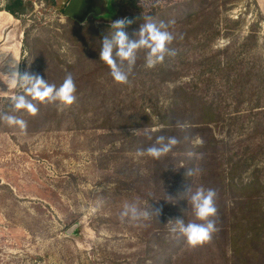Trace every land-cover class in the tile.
<instances>
[{"label":"rangeland","instance_id":"374dc122","mask_svg":"<svg viewBox=\"0 0 264 264\" xmlns=\"http://www.w3.org/2000/svg\"><path fill=\"white\" fill-rule=\"evenodd\" d=\"M69 1L24 0L10 20L0 0V71L14 58L57 86L71 73L77 88L68 108L18 113L26 133L0 122V264H264V0H138L129 37L143 16L175 21L179 55L146 69L141 53L126 85L99 56L115 21L106 1L83 22L65 17ZM18 91L0 80V111ZM160 135L180 143L136 156ZM190 186L218 193L219 230L196 248L172 231L195 219ZM133 202L162 215L121 221Z\"/></svg>","mask_w":264,"mask_h":264},{"label":"clouds","instance_id":"9594fccd","mask_svg":"<svg viewBox=\"0 0 264 264\" xmlns=\"http://www.w3.org/2000/svg\"><path fill=\"white\" fill-rule=\"evenodd\" d=\"M143 23L139 30L134 33L135 38H130L125 29L134 23V19L120 18L110 24L111 31L101 41L100 60L109 68L110 76L117 84L126 85L129 83L137 62L143 53V64L146 69H153L165 63L166 59H174L179 55V50L173 47L174 41L178 38L170 26L175 21H160L157 23L151 15L143 16ZM183 39V36H179ZM7 56H0V69L5 67ZM20 62L12 59L7 63L8 73L0 71V80H3L8 87L19 91L11 97V110L0 111V122L9 127H16L21 132L27 131V121L18 113H27L36 116L39 112V105H56L59 109L72 106L77 100V88L71 73L67 74L63 82L57 86L50 84L38 73L21 71ZM132 135L139 132L132 129ZM148 139H152L151 136ZM180 143L175 136L160 135L155 138L147 148H137L136 156L147 155L154 160L166 157ZM200 169H188L186 175L194 177L200 173ZM101 192L103 187H97ZM186 198L191 206L195 219L187 224L182 219L175 221L173 232L185 239L190 248H196L210 243L213 236L218 232L217 227V196L213 188L203 186L186 190ZM162 207L141 208L138 203H126L120 212L121 221L125 218L131 221L148 220L152 217L162 215Z\"/></svg>","mask_w":264,"mask_h":264},{"label":"trees","instance_id":"16d2710c","mask_svg":"<svg viewBox=\"0 0 264 264\" xmlns=\"http://www.w3.org/2000/svg\"><path fill=\"white\" fill-rule=\"evenodd\" d=\"M58 0H52V2H56ZM106 3H107V7L110 8V13L107 14V18H113V20H117V19H120V18H124V13L128 10H133V9H136V8H139L140 7V3L138 0H121V5L118 6V7H113L112 6V1L113 0H105ZM24 0H12V3L7 5L5 7V11H7L9 14H11V16H14V17H18L19 15L23 14L22 11L24 10L25 6H24ZM109 4V5H108ZM110 4H111V7H110ZM103 12V10H102ZM106 13H102V15ZM257 238H258V245L261 244V239L259 237V234L256 235Z\"/></svg>","mask_w":264,"mask_h":264},{"label":"water","instance_id":"95a60500","mask_svg":"<svg viewBox=\"0 0 264 264\" xmlns=\"http://www.w3.org/2000/svg\"><path fill=\"white\" fill-rule=\"evenodd\" d=\"M91 2L92 0H70L64 12L65 17L83 22L91 14L100 16L102 8L92 5Z\"/></svg>","mask_w":264,"mask_h":264},{"label":"crops","instance_id":"0c3cea01","mask_svg":"<svg viewBox=\"0 0 264 264\" xmlns=\"http://www.w3.org/2000/svg\"><path fill=\"white\" fill-rule=\"evenodd\" d=\"M4 14H7V13H3V12H0V16L4 15ZM9 19L11 20L12 19V16L10 14H7Z\"/></svg>","mask_w":264,"mask_h":264},{"label":"flooded vegetation","instance_id":"af4514ba","mask_svg":"<svg viewBox=\"0 0 264 264\" xmlns=\"http://www.w3.org/2000/svg\"><path fill=\"white\" fill-rule=\"evenodd\" d=\"M91 3H92V5L99 7V6L96 4V0H92Z\"/></svg>","mask_w":264,"mask_h":264}]
</instances>
